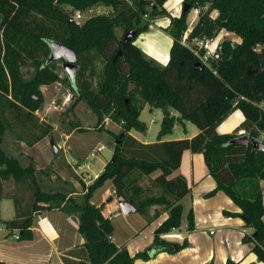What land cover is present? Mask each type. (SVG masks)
<instances>
[{
	"label": "trees",
	"instance_id": "1",
	"mask_svg": "<svg viewBox=\"0 0 264 264\" xmlns=\"http://www.w3.org/2000/svg\"><path fill=\"white\" fill-rule=\"evenodd\" d=\"M168 1L0 0V194L4 182L13 177L33 197L25 206L16 198L17 216L3 222L9 230L19 229L20 237L31 239L33 214L45 208L43 204L51 208L66 201L63 209L79 215V232L86 238L89 261L85 264H134L136 259L149 260L147 252L132 256L125 247H118L112 239L111 219L91 202L94 192L112 181L116 196L131 203L146 219L160 216L159 211L150 214L156 206L168 213L155 230L153 247L156 254L171 252L173 244L162 236L181 227L180 200L190 192V186L185 177L170 176L179 169L184 152L190 151L204 156L210 175L217 182V188L208 197L223 191L234 201L241 212L225 214L247 220L246 227L253 228L254 233L244 240L253 243L252 251L264 262V204L260 187L264 181V152L254 150L250 143L231 144L241 136V131L260 140L264 135V0H184L183 8L187 5L188 13L182 11L180 16L172 17L169 27L164 29L173 46L169 62L162 65L135 42L157 17L168 14ZM65 6L73 12L97 6L109 7L113 12L91 17L79 25ZM192 10L199 11V20L189 29L187 17ZM117 29L122 31L120 37ZM132 30L137 33L125 44L126 35ZM222 31L236 35L240 42L223 40L210 66L196 69L199 58L194 52L198 48L195 42L215 40ZM52 42L69 46L77 54L79 70L74 80L68 76L62 79L55 62L48 63ZM99 58L104 60L103 75L94 87L92 78ZM29 66L34 71L26 78L23 69ZM250 68L254 69L251 74ZM62 80L68 82L77 100L88 104L100 123L108 116L123 124L122 133L116 136L112 160L80 202L67 199L62 192L44 191L35 166L22 164L2 147L6 127L10 125L6 112L24 126L36 125V113L45 102L42 86ZM147 104L151 109H161L163 120L158 141L144 144L130 133L147 131L140 120ZM171 111L179 115L171 116ZM237 111L243 114V121L232 133L219 134L218 128ZM176 119L193 123L198 134L162 141L171 134ZM39 128L41 133L23 142L34 146L53 130L51 126ZM156 172L159 173L152 185L160 189V194L142 197L144 188L139 181ZM188 223V230L192 231V210ZM186 246L187 243L178 245L177 251Z\"/></svg>",
	"mask_w": 264,
	"mask_h": 264
},
{
	"label": "crops",
	"instance_id": "2",
	"mask_svg": "<svg viewBox=\"0 0 264 264\" xmlns=\"http://www.w3.org/2000/svg\"><path fill=\"white\" fill-rule=\"evenodd\" d=\"M183 2L184 0H169L166 2L165 8L168 14L157 17L150 29L141 34L136 40L137 46L149 57L154 58L162 65H166L169 62L170 51L173 46L172 38L164 29L169 27L173 12H176L178 16L182 14ZM192 26V23H190L189 29ZM223 33L224 31L220 33L216 41L223 36ZM220 43L221 41H219V46ZM171 112L173 113L171 116L177 117L179 115L178 112ZM243 119L244 116L240 111L235 112L218 128V133H232ZM130 134L141 143H154L138 136L134 131H131ZM197 134L198 132L194 131L188 138H192ZM66 137L69 138L70 136ZM161 140L168 141L175 139L164 136ZM40 142L28 148L35 149ZM60 150L61 147L54 145L53 151L55 154H58ZM63 152L65 156L70 155L69 161L74 162L77 166H81V173H84L83 176L85 178L80 177L81 180L79 181L73 179L72 181H67V179L63 178L64 183L61 187L52 191L49 189L45 191L62 192L67 195V199L74 198L77 202H80L81 197L87 193L89 186L100 176L109 162L106 161L97 171V168L95 169L91 164L85 162L87 158H84L82 149L78 145L67 149L64 148ZM177 176L185 177L190 186V192L180 200V203L183 206V216L184 213L188 212L189 215V212L193 211L194 229L189 231V223L188 221L183 222L182 217L181 227L170 234L164 235L163 238L174 244L175 247L178 245L182 246L185 243H187V246L180 251H177L176 248L175 252H162L159 254H156V250L153 249L152 252H147L150 256L149 260L136 259L134 264H228V261L238 264H264V262L258 260L256 254L252 251L253 243L244 240V236H249L245 231L247 227L244 219L225 214L226 211L240 213V208L223 191L217 192L213 197H208L217 188V182L210 175L204 156L185 151L179 169L170 178ZM107 185L108 182L94 192L91 202L97 207L102 208L103 214L111 219L114 226L115 217L125 214H123L120 208L122 200L116 196L114 188L107 187ZM260 187L264 204V181L260 182ZM103 189L104 192L99 202L96 203L94 199L97 193ZM4 190L5 186L3 185L2 193H4ZM1 198L2 194H0V200ZM108 199H111V201H108ZM187 200L188 202L185 204ZM65 204L66 201L61 206L51 208H46L49 204H43L45 208L33 214L32 226L29 228L32 236L31 239H23L22 237L16 239V234L21 235V231L19 229L9 230L3 223L15 219L17 208L12 218H3L0 213L2 220L0 223V262L4 264L87 263L89 256L86 249V238L79 232V215L71 210H64ZM25 205L23 203L22 206ZM160 208L156 206L150 211L151 215L156 211L161 213L157 218H160L158 225H161L168 217V213L160 211ZM135 212L137 211H132L129 214ZM2 223L4 225H1ZM216 228L218 229V233H215ZM212 231L213 233H211ZM215 234L216 237L212 238ZM112 237L114 240V233ZM141 252L143 250L139 247L136 250H129L132 256Z\"/></svg>",
	"mask_w": 264,
	"mask_h": 264
},
{
	"label": "rangeland",
	"instance_id": "3",
	"mask_svg": "<svg viewBox=\"0 0 264 264\" xmlns=\"http://www.w3.org/2000/svg\"><path fill=\"white\" fill-rule=\"evenodd\" d=\"M64 8L67 12L72 13L74 20L79 25H83L91 17L103 14L110 15L113 12L111 8L102 6L91 8L85 12H73L68 6ZM206 9L207 8H205V10ZM174 13L175 12L172 13V16ZM212 15L216 17L217 13L214 12ZM198 20L199 11L192 10L187 17L188 24L190 25V23H192V25H194ZM117 34L120 37L122 31L117 29ZM226 39L235 43L240 42V39L236 35L224 32L223 36L215 42V46L218 47L219 41L222 42ZM258 49L260 50L261 47ZM63 64V60L55 62V69L62 79L67 76ZM103 66L104 60L101 58L96 60L95 73L92 78L94 87L97 86L103 75ZM33 71L34 69L31 66L23 69L26 78H29L33 74ZM131 87H133V85ZM41 90L45 102L39 113H36L37 117L35 120L38 126L33 123L24 126L22 121L16 122L15 119L12 118L13 116L11 117L9 111H7L6 116L10 125L6 127L2 147L7 155L18 158L22 164H33L36 169L39 185L44 191L48 189L52 191L63 185V178L67 179V181H72V179L77 181L81 180L80 176L70 165V155L65 156L63 152L64 148L67 149L78 145V147L82 149L84 158H87L85 162L91 164L93 168H97L98 171L106 161L110 162L112 160L116 146V136L122 133L123 124L115 123L108 116H105L104 120L100 123L97 115L88 104L84 100H77L71 92L67 81L65 82L62 80L51 85L42 86ZM140 120L144 121L146 126H148L147 132L143 134L136 130L132 131L145 140L157 142L163 120V111L158 108L151 110L150 105L147 104L141 112ZM47 126L53 127L50 135L41 140L37 148H28L30 146L24 143L23 140H31L33 134L41 133L39 127L46 128ZM194 131L198 132V128L193 123L176 119L172 132L167 135V138H188ZM66 136L70 137L67 138ZM54 145H56V147H61L58 154H55L53 151ZM101 146L104 147V150L98 152L97 149ZM158 173L159 172L154 173L151 177L144 176L141 178L139 184L144 188L142 197L160 194V189L152 185V179ZM83 174L81 173V176L85 178ZM107 182V187L114 188L112 181ZM4 186L5 190L0 200V213L3 218H12L17 208L15 197L21 200V205H23V203L27 205V203L33 200V197L32 193L25 190V188L17 183L13 177H10L4 183ZM103 192L104 189L97 193L94 199L96 203L99 202ZM187 202L188 200L185 204H187ZM162 210L163 207L160 208V211ZM146 218V215L138 211L133 214L115 217L114 243L119 246H124L128 251L136 250V248L139 247L143 252H152L154 249V233L159 226L160 218H155L151 221ZM187 221L188 212L184 213L183 216V222ZM1 225L4 224L2 223ZM245 231L249 236L254 233L253 228H245ZM216 232L218 233L217 228L215 229V233ZM163 237L164 236H162V238ZM215 237L216 234L212 236V238ZM245 237L246 236H244V238Z\"/></svg>",
	"mask_w": 264,
	"mask_h": 264
},
{
	"label": "water",
	"instance_id": "4",
	"mask_svg": "<svg viewBox=\"0 0 264 264\" xmlns=\"http://www.w3.org/2000/svg\"><path fill=\"white\" fill-rule=\"evenodd\" d=\"M189 11V7L187 5L183 8V13L186 14ZM137 31L132 30L130 31L126 37H125V44H127L134 36L136 35ZM58 60L64 61V69L66 71L67 76L70 78V80H74L75 76L79 70V66L77 64V54L75 51L70 48L69 46H66L59 42H52L51 43V53L50 57L48 59V63H53ZM196 69H203L204 65L197 62L195 64ZM254 71L253 68H250L248 73L251 74ZM173 113L171 112V115ZM252 144L254 150H258L261 152H264V140L256 139V138H250L249 135H241L240 137H237L231 141V144ZM120 208L123 212V214L128 215L132 211H136L135 208L132 206L129 202L122 201L120 203ZM244 219V218H243ZM246 222L247 220L244 219ZM176 251V247L173 246L172 252Z\"/></svg>",
	"mask_w": 264,
	"mask_h": 264
},
{
	"label": "built area",
	"instance_id": "5",
	"mask_svg": "<svg viewBox=\"0 0 264 264\" xmlns=\"http://www.w3.org/2000/svg\"><path fill=\"white\" fill-rule=\"evenodd\" d=\"M173 17H177V13L175 12L173 14ZM80 18V15H79ZM147 18V16H146ZM187 36V35H186ZM215 40H207V41H197L195 42L198 46L197 49L194 50L195 55L199 58V62L204 65V66H210V61L211 59L216 55L217 50L219 49V45L218 47L215 46ZM214 48V49H213ZM201 50H204V53H201ZM37 113H39V111H37ZM240 135H245V131H241ZM264 140V135L262 136V139ZM104 147H98L97 151H103ZM70 165L73 167V169L75 170V172L80 176H81V166H77V164H75L74 162H71ZM213 233V231L211 232ZM16 239H20V234H16Z\"/></svg>",
	"mask_w": 264,
	"mask_h": 264
}]
</instances>
